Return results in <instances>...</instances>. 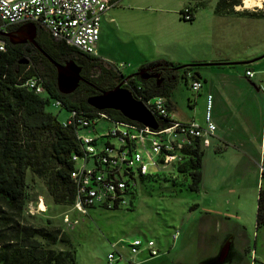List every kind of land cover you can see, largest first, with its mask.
<instances>
[{
  "label": "crops",
  "instance_id": "obj_1",
  "mask_svg": "<svg viewBox=\"0 0 264 264\" xmlns=\"http://www.w3.org/2000/svg\"><path fill=\"white\" fill-rule=\"evenodd\" d=\"M115 1L117 3L120 0ZM143 1L150 2V0ZM167 1L158 0L159 6L137 4L134 6L135 12L131 11L132 6L129 4L133 2L127 0L128 4H121L127 9L128 14L131 11L145 23L140 31L135 32L137 36H146L151 32L153 34L154 26L160 27L162 31V35L160 34L162 45L156 52L159 54L150 53L142 62L132 58L129 65L133 69L129 74H135L138 69L160 59L181 66L195 64L190 67L198 73L199 79H201L200 70L193 68L217 66L221 72H213L212 79L209 78L206 86L202 81V88L191 104L199 103L204 109L206 94L213 95L212 118L216 130L210 137L209 145L203 149L198 190H190L199 195L201 200L191 205L192 213L185 223L184 219L180 224L182 232L176 241L172 240L170 245L157 242L161 254L163 251H170L169 247L174 248V253L169 258H163L166 255L163 253L148 259L146 250H143L137 256L140 260L139 264H264V224L257 225L256 221L259 191L260 189L264 191V47L252 46L251 39H248L246 45L236 46L233 50L231 48L228 51L222 50L217 56L210 55V52L191 54L190 57L188 55L187 58L181 59L178 56L180 40L171 31L172 26L168 16L173 10L178 11V18L181 20L179 12L182 7L161 8V5L168 6ZM188 2L189 0H186L182 6L187 5ZM144 6L148 15L140 13L141 10L144 11ZM124 9L116 10L124 12ZM151 11L160 14L154 16ZM133 16H128V19H133ZM217 16L230 17L232 23L241 24L248 29L249 36L252 37L262 28V25L256 21L264 18V16ZM119 20L124 21L116 11H107L102 17L97 53L104 61L106 60L102 55L109 53L108 47L103 44L104 37L109 31L114 33V29L118 30ZM21 23L18 24L24 27L31 24V22ZM19 28L12 29L11 26H7L4 30L16 31ZM38 28L37 33L40 30ZM251 28L256 31L253 35ZM129 32L126 30V34H130ZM47 35L50 36L48 33ZM136 46V50L134 46L130 49L140 57L145 56L143 44ZM248 70L254 71L252 77L246 74ZM168 100L172 119L188 121L189 115L184 111L177 113L171 93ZM174 110L176 114L173 113ZM198 119V122L203 124L202 117ZM218 159L231 163L228 169H224L225 166L222 169L213 168V164ZM206 167L209 169L206 170ZM89 210L91 208L88 209L87 214ZM120 239L130 240L119 237L115 241ZM115 241L109 242L111 244Z\"/></svg>",
  "mask_w": 264,
  "mask_h": 264
},
{
  "label": "trees",
  "instance_id": "obj_2",
  "mask_svg": "<svg viewBox=\"0 0 264 264\" xmlns=\"http://www.w3.org/2000/svg\"><path fill=\"white\" fill-rule=\"evenodd\" d=\"M239 3L240 0H216L213 12L216 15L256 16L254 12L236 11L234 7ZM180 19L183 18L180 16ZM193 19L194 16L190 21ZM0 39L6 43L5 50L0 52V264H76L75 249L70 247L69 236L60 226L50 222L36 223L25 214L26 172L30 170L44 180L54 202L72 204L75 190L69 177L72 169L70 157L73 152H79V148L74 130L63 127L62 118L48 107H51L52 99H58L66 111L96 110L87 104L86 99L112 89L121 81V74L115 65L50 35L40 42L44 51L61 64L72 60L85 70L90 81V85L80 83L74 92L62 94L56 86L55 67L39 51L34 48L27 51L24 44L11 43L3 36ZM38 60L48 66H39ZM194 65H175L161 59L148 63L142 68H165V72L174 78L171 83L164 84H157L153 79H140L141 92L144 97L163 95L168 99L178 78L187 79L186 73ZM49 67L55 74L49 71ZM191 74L199 77L193 70ZM36 75L44 79L43 94L24 85L28 78ZM103 112L127 120L116 110ZM203 149L200 146L191 149L188 159L177 167L176 177L188 176V188L192 191L198 190L201 180ZM175 179L142 178L141 183L150 186L152 182ZM256 221L257 225L264 224L262 189L258 195ZM58 242L69 247L56 249L54 246Z\"/></svg>",
  "mask_w": 264,
  "mask_h": 264
},
{
  "label": "built area",
  "instance_id": "obj_3",
  "mask_svg": "<svg viewBox=\"0 0 264 264\" xmlns=\"http://www.w3.org/2000/svg\"><path fill=\"white\" fill-rule=\"evenodd\" d=\"M115 4V0H0V31L9 25L31 22L68 46L98 56L100 23ZM180 16L190 21L194 16L192 6H184ZM5 46V41L0 39V52ZM125 66L124 63L116 66L121 74L118 84L145 106L157 128L116 119L99 110L67 111L68 116L61 119V125L74 130L79 148V152H73L70 157L69 177L75 190L71 206L81 214H87L88 209L94 207H132L142 178H176L177 167L188 159L189 151L209 145L216 130L211 93L205 96L203 124L195 119L175 120L167 97H144L142 82L132 74H125L122 71ZM246 74L252 77L254 71L248 70ZM186 78L191 80V90L198 93L202 80L189 71ZM24 85L35 93L45 92L44 79L39 75L28 78ZM195 96L189 100L190 104L194 103ZM51 106L62 108V103L52 99ZM100 121L106 123L103 128L98 127ZM178 234L175 229L171 235L173 242ZM110 246L106 256L110 264H139L137 256L143 250L148 259L161 254L151 238L120 239Z\"/></svg>",
  "mask_w": 264,
  "mask_h": 264
},
{
  "label": "rangeland",
  "instance_id": "obj_4",
  "mask_svg": "<svg viewBox=\"0 0 264 264\" xmlns=\"http://www.w3.org/2000/svg\"><path fill=\"white\" fill-rule=\"evenodd\" d=\"M131 11H136L134 6L150 5L159 6L158 0H128ZM190 5L194 11V20L186 21L179 20L178 11H172L168 16L170 17V25L175 37L180 40L179 58H187L191 54L207 53L212 56H217L222 50L235 49L236 46L246 45L247 40L251 39L252 46L264 47V18H260L256 23H260L262 28L255 34V29L251 28L252 35L249 36V30L241 24L232 23L230 17H220L214 14L213 8L216 0H189ZM128 4L127 0H120L109 10L116 11L118 16H122L123 20H119L118 30L109 31L108 35L104 37V46L108 47L109 53H104L102 58L107 63L118 66L124 63L126 66L122 68L125 74H129L133 67L129 65L132 58H137L141 62L147 59L148 54H155L160 50L162 45L161 29L154 26L153 34H146L137 36L136 31H140L145 23L140 17L128 14L127 9L121 5ZM186 0H168L166 5L160 7L177 8L181 6ZM259 7H244V0L234 7L236 11L254 12L256 17L264 16V0ZM116 9H124L121 12ZM140 11L142 14L148 15L145 11ZM106 11V13H107ZM176 12V13H175ZM154 16L160 12H150ZM134 15V16H133ZM128 16H133V19H128ZM237 16V15H235ZM242 16V15H238ZM159 16H157V19ZM126 30L130 34H126ZM108 31V30H107ZM132 33V34H131ZM161 34V35H160ZM127 41V43H122ZM250 42V41H249ZM145 49L144 55L134 53L131 47L137 48L136 45L142 46ZM27 51H30V45H24ZM159 54V53H156ZM180 59V60H181ZM180 63H188L190 61H179ZM39 66H48L46 62L38 60ZM109 67V64H106ZM141 69V68H140ZM138 69L137 71H139ZM193 69H199L201 79L207 85L209 78L212 79L213 72H221L217 66L208 68L207 66H198ZM49 71L55 74L54 69L49 67ZM192 73V70L190 71ZM205 80V81H204ZM190 79L178 78L176 85L170 91L173 104L176 106V111L183 112L189 115V120L203 119L204 109L201 104L191 105L189 100L192 99L197 92H193L190 88ZM49 111L57 113L60 118L68 116V112L64 108L48 107ZM174 110L173 113L176 114ZM200 111V113H198ZM106 123L100 121L98 127L103 128ZM211 164V162H210ZM209 164V165H210ZM231 163L221 161L218 159L213 164V168L228 169ZM209 169L206 167V170ZM26 204L25 214L36 223L50 222L53 225L60 226L69 236L70 247L75 249L76 264H107V253L111 250L110 242L115 241L119 237L133 239L134 236L141 238H151L162 245L168 243L172 244V233L178 229L179 234L182 232V221L184 223L190 217L192 210L191 205L194 202H199L201 199L199 195L193 193L188 188L189 178L186 175L178 176L174 181H156L148 184H139L135 197L132 199V207L124 206L115 209H105L101 207H94L89 210L88 214H81L73 209L69 203H56L50 195L44 180L33 175L30 170L26 172ZM264 187V184H263ZM199 199V200H198ZM45 204V210H41V203ZM129 207V208H128ZM67 219V220H66ZM187 231V230H186ZM129 236V237H126ZM177 237V238H178ZM177 240V239H176ZM175 240V241H176ZM56 249L68 248L67 244L58 242L54 246ZM170 251H163L166 253L163 258H169L174 253V248ZM161 254V255H162ZM95 261V263H92ZM155 261V260H154ZM110 264V263H109Z\"/></svg>",
  "mask_w": 264,
  "mask_h": 264
},
{
  "label": "water",
  "instance_id": "obj_5",
  "mask_svg": "<svg viewBox=\"0 0 264 264\" xmlns=\"http://www.w3.org/2000/svg\"><path fill=\"white\" fill-rule=\"evenodd\" d=\"M18 24V23H17ZM9 25L20 27L18 30H1L0 35L8 37L11 43L29 42L34 49L39 51L56 69V86L60 93L70 94L76 90L79 82L82 80L80 75L81 67L76 65L72 60L66 63L55 61L36 40L37 26L34 23L30 25ZM24 29V30H23ZM24 36L21 38L20 36ZM135 74H141L143 78L153 76L150 69L142 68ZM155 76V75H154ZM88 105L99 111L116 110L127 120L135 121L147 125L153 129L157 128V123L145 106L135 100L125 89L117 84L112 89L101 92L98 95L89 96L86 99Z\"/></svg>",
  "mask_w": 264,
  "mask_h": 264
},
{
  "label": "flooded vegetation",
  "instance_id": "obj_6",
  "mask_svg": "<svg viewBox=\"0 0 264 264\" xmlns=\"http://www.w3.org/2000/svg\"><path fill=\"white\" fill-rule=\"evenodd\" d=\"M16 25H19V24H16ZM38 29H40V30L38 31V33L36 35V40L40 44V42L42 40H47L49 38V36L47 35L48 32L46 30H44L42 28H38ZM20 37L21 38H24L23 35L20 36ZM5 38H8V37H5ZM9 41H10V39H9ZM18 43H22L24 45L25 44H29L30 45V49H28V50H31L33 48V46L29 42H18ZM63 63H66V62H63ZM140 71H141V69H140ZM150 74L153 75V76H149L147 78H143L141 76V74H134V75H132V77L134 79H137V80H140V79L152 80L153 79V80H156L157 81L156 82L157 84L171 83L172 79L174 78V75H171V73L165 72V68L164 69L163 68H160V67L158 68L157 66L156 67H153V69H150ZM80 75L82 77V80L79 82L78 85H80V83H81V85L82 84L90 85V81L88 80V78L86 76V72H85V70L82 67H81V73H80Z\"/></svg>",
  "mask_w": 264,
  "mask_h": 264
},
{
  "label": "bare ground",
  "instance_id": "obj_7",
  "mask_svg": "<svg viewBox=\"0 0 264 264\" xmlns=\"http://www.w3.org/2000/svg\"><path fill=\"white\" fill-rule=\"evenodd\" d=\"M244 5H245L244 7H246V8L263 6L262 0H244ZM40 209L45 210L44 202L41 203Z\"/></svg>",
  "mask_w": 264,
  "mask_h": 264
}]
</instances>
